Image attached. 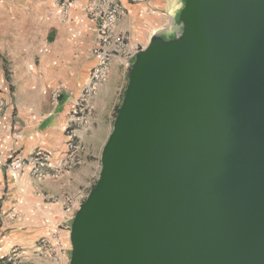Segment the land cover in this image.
I'll list each match as a JSON object with an SVG mask.
<instances>
[{
	"label": "water",
	"instance_id": "water-1",
	"mask_svg": "<svg viewBox=\"0 0 264 264\" xmlns=\"http://www.w3.org/2000/svg\"><path fill=\"white\" fill-rule=\"evenodd\" d=\"M130 67L69 264H264V0H185Z\"/></svg>",
	"mask_w": 264,
	"mask_h": 264
},
{
	"label": "crops",
	"instance_id": "crops-1",
	"mask_svg": "<svg viewBox=\"0 0 264 264\" xmlns=\"http://www.w3.org/2000/svg\"><path fill=\"white\" fill-rule=\"evenodd\" d=\"M119 2L122 9L114 35L122 37L126 47L113 57L108 78L91 97L94 116L84 126H78V135L86 147L80 163L57 178H38L28 168L21 176L13 177L0 168V241L3 243L0 252L4 254L13 246L32 250L38 240L46 237L54 250L52 258L69 264L72 220L99 177L106 143L103 135H99L98 148L90 150L88 131H95L102 121L103 126L98 129L108 131V139L115 108L127 87L137 52L155 35L171 39L182 30L179 14L185 0ZM85 5L86 0H76L67 7L58 0H0V78H21L29 86L26 90L31 92L36 89L35 84L47 82L62 94L42 119L32 117L38 113L36 108L24 112L26 119L16 124L14 134L10 133L9 140L0 146L1 157L10 151L14 156L28 157L44 149L52 154L54 167L64 160L69 142L68 121L98 61L100 36ZM36 64L42 71V79L31 69ZM15 68L22 69L17 72ZM40 90L45 91L44 85ZM31 92L29 101L33 107L34 99L42 94L36 96ZM47 97L46 92L43 98ZM100 113L106 118L100 119ZM19 133L23 134L22 139L16 138ZM72 194L74 197L68 199Z\"/></svg>",
	"mask_w": 264,
	"mask_h": 264
},
{
	"label": "built area",
	"instance_id": "built-area-1",
	"mask_svg": "<svg viewBox=\"0 0 264 264\" xmlns=\"http://www.w3.org/2000/svg\"><path fill=\"white\" fill-rule=\"evenodd\" d=\"M58 1L63 7H67L76 0ZM121 9L119 0H86L85 11L88 17L95 21L100 36V43L96 50L98 61L90 72L88 83L76 99V108L70 118L72 122H75L79 115L84 118L93 112L94 105L91 103V97L98 85L108 78L109 66L113 57L124 51L126 47V41L122 37L114 35V26ZM1 110L2 104H0ZM22 137L23 134L16 135L18 139H22ZM83 150V144L77 140L76 129H71L67 152L60 166H53L52 154L49 151L38 149L28 157L15 155L4 160L0 155V168L7 170L13 177L21 176L28 168L38 178H57L80 163ZM35 248L38 254L45 257L52 256L54 252L45 238L38 240ZM23 253L19 248H13L6 258L0 259V264H19Z\"/></svg>",
	"mask_w": 264,
	"mask_h": 264
},
{
	"label": "rangeland",
	"instance_id": "rangeland-1",
	"mask_svg": "<svg viewBox=\"0 0 264 264\" xmlns=\"http://www.w3.org/2000/svg\"><path fill=\"white\" fill-rule=\"evenodd\" d=\"M179 15H178V20H179ZM176 36L177 35L173 36V38H171V39L176 38ZM163 37L166 38V36H163ZM166 39H168V38H166ZM20 69H22V68H15V71L19 72ZM29 69L30 68H28V70ZM31 69L32 70L35 69L38 72L37 73L38 77L40 79H42L43 74H42V71L37 64ZM10 73H12V72H10ZM42 85H44L45 91L40 90V92H38L39 87ZM27 87H29L27 85V83L22 82L21 78H18L16 76H15V78H12L11 76L8 78H5V79L0 78V104H2V110L0 111V146L7 141L10 133L14 134V131H16L15 130L16 124L18 122H20V120L26 119L27 115H25L24 112L31 111L30 108H32V110H35V108H36V109H38V111H37L38 113H36L35 115L33 114L32 117L42 119L48 111L53 109V107L55 106L54 105L55 100H57V98L60 95H62V94H60V91H58V88H56V89L53 88V86H51L47 82L35 84L33 87L36 89L33 92L26 90ZM30 92L34 93L36 96L39 95V93L42 94V96H38L36 99H34L35 103H34L33 107H30V101H29ZM46 92L48 93V97L44 99L43 95L46 94ZM51 92H52V94H51ZM123 93H122V96L120 97V100H119L120 102L118 103V105L121 104V102H122V99L124 97ZM92 116H94V111H93V114L91 113L90 115L85 116L84 118L81 115L77 116V120L75 122L68 121L67 131H70L71 129H76V132H77V129L79 128L78 126H84V123L89 118H91ZM115 116H116V108H115V112H114V120L116 118ZM71 117H72V115L70 116V118ZM99 118L103 119L106 117H105V115H101V113H100ZM113 124H114V122H113ZM102 126H103V124L101 121L99 123L98 127H102ZM98 127L93 132L88 131V141H89V145H90V150H92V151H94L98 145L99 135H103L102 140H103V142H106L107 135L109 133L106 130L105 131L99 130ZM112 129H113V126H112ZM7 134H8V137H7ZM78 134H79V130L77 132V140H79L83 144V142L80 140V137ZM83 146H84V144H83ZM85 149H86V147L84 146L83 151H85ZM14 154L15 153L12 151L7 152L6 154H2V156H3L2 159H4V160L9 159L10 157L14 156ZM67 197H68V199H72L74 197V194L67 196ZM53 199H56V198H53ZM1 235H0V237H1ZM43 238H45L47 240L46 237H43ZM2 244L3 243L0 241V248L2 247ZM49 245H50V243H49ZM16 247L24 252L23 258L19 264H62V262L56 261V259L52 258L53 255L45 257V256L38 254L35 247H33L34 249H32V250H28V248H24V247H20V246H13L12 249L16 248ZM11 250H10V252H11ZM9 253L4 254V252L1 251L0 252V259L6 258V256Z\"/></svg>",
	"mask_w": 264,
	"mask_h": 264
},
{
	"label": "trees",
	"instance_id": "trees-1",
	"mask_svg": "<svg viewBox=\"0 0 264 264\" xmlns=\"http://www.w3.org/2000/svg\"><path fill=\"white\" fill-rule=\"evenodd\" d=\"M128 79H129V75H128ZM123 94H125V91H124ZM61 97H62V95H60V96L58 97L59 100H60ZM119 107H120V104L116 107V115H117V113H118ZM115 117H116V116H115ZM95 184H96V183H95ZM95 184H94V185H95ZM94 185H93V186H94ZM93 186H92V187H93Z\"/></svg>",
	"mask_w": 264,
	"mask_h": 264
}]
</instances>
